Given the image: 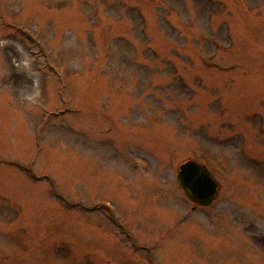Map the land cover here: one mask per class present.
Segmentation results:
<instances>
[{"label":"rangeland","instance_id":"1","mask_svg":"<svg viewBox=\"0 0 264 264\" xmlns=\"http://www.w3.org/2000/svg\"><path fill=\"white\" fill-rule=\"evenodd\" d=\"M0 264H264V0H0Z\"/></svg>","mask_w":264,"mask_h":264},{"label":"water","instance_id":"2","mask_svg":"<svg viewBox=\"0 0 264 264\" xmlns=\"http://www.w3.org/2000/svg\"><path fill=\"white\" fill-rule=\"evenodd\" d=\"M177 184L186 198L199 207L212 206L222 189L209 168L196 159H187L179 165Z\"/></svg>","mask_w":264,"mask_h":264}]
</instances>
